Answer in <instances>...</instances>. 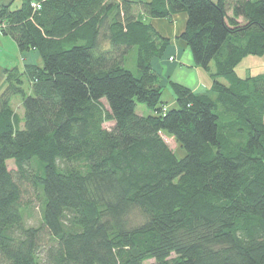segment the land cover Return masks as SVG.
<instances>
[{"label":"trees","instance_id":"trees-1","mask_svg":"<svg viewBox=\"0 0 264 264\" xmlns=\"http://www.w3.org/2000/svg\"><path fill=\"white\" fill-rule=\"evenodd\" d=\"M178 12L211 85L166 79L170 108L146 19ZM0 32L40 59L2 71L0 264H264V72L235 70L264 54V0H20Z\"/></svg>","mask_w":264,"mask_h":264},{"label":"crops","instance_id":"crops-1","mask_svg":"<svg viewBox=\"0 0 264 264\" xmlns=\"http://www.w3.org/2000/svg\"><path fill=\"white\" fill-rule=\"evenodd\" d=\"M16 0H0L1 4H11L15 3ZM149 1V0H143ZM20 6L17 3L16 7ZM12 8V7H11ZM148 22L154 27V29L163 37L169 39V44L167 45L163 55L160 58H156L152 61L153 67L159 73L162 79H169L173 82L184 85L194 92H204L211 85V79L209 74L203 71L200 67L196 66L191 52L187 47L186 43L179 39L178 36L184 30L186 22V13L178 12L172 15L171 20L167 18H147ZM12 49L13 52L17 51L19 55L20 65L17 64L16 67L20 68L25 63H37L40 64L39 56L34 51H28L21 53L14 40L7 35L0 32V71L2 72L4 68H10L8 64L12 63V58L7 57L3 60L4 49ZM25 58H31L30 61H25ZM29 60V59H28ZM11 66V67H14ZM165 77V78H164ZM0 80H3V75L0 74Z\"/></svg>","mask_w":264,"mask_h":264},{"label":"rangeland","instance_id":"rangeland-1","mask_svg":"<svg viewBox=\"0 0 264 264\" xmlns=\"http://www.w3.org/2000/svg\"><path fill=\"white\" fill-rule=\"evenodd\" d=\"M17 3H19V0H16L15 3L11 7L15 8ZM3 49H4L3 50L4 54H2V56H4L3 60L6 59L7 57L12 58L11 60H12L13 64H8L10 67L16 65V61H17V64L19 66H21L19 55H17L16 49L14 52L12 49H8V48H3ZM25 57L26 56L23 57L25 61L31 60L30 57L28 58L29 60L26 59ZM126 67L132 71L136 70L135 63H134V55L132 53H130L127 57ZM211 69H212V67H211ZM235 70H236L237 74L239 76H242V77L246 76V75H255L257 73L264 72V54L260 55V56H257V55L246 56L245 58H243V60L240 63L237 64ZM0 74L2 75L1 71H0ZM220 80H221V78H220ZM2 81L3 80H0V83ZM162 81H163V84H166L165 79H162ZM0 86H2V85H0ZM160 101L163 102L165 104V106H167V107H170V108L176 107L174 96H173L170 88L167 86V84H166L165 89L163 90V92L161 94ZM11 105H12L13 110L18 115L22 114L21 98L20 97H18V96L14 97L12 99ZM135 110H136V113L142 114V115H147V114L151 113L150 110H148L143 104H140V103L136 105ZM112 124H113L112 122L106 121L102 124V126L106 129H109L112 126ZM163 139L166 142V144L168 145V147L171 150H173V152L177 158H182L185 155V150L178 145V143L174 140V138L169 137L167 135H164ZM7 164H8L9 169L14 168L12 161H8ZM32 205L33 206L31 208V212L26 218L28 225H36L39 221V212H38L37 203L34 201L32 203ZM136 217H138V214H134L132 218L135 219Z\"/></svg>","mask_w":264,"mask_h":264},{"label":"built area","instance_id":"built-area-1","mask_svg":"<svg viewBox=\"0 0 264 264\" xmlns=\"http://www.w3.org/2000/svg\"><path fill=\"white\" fill-rule=\"evenodd\" d=\"M33 5L37 6L36 4H33Z\"/></svg>","mask_w":264,"mask_h":264}]
</instances>
